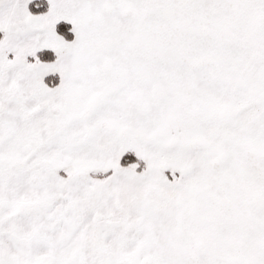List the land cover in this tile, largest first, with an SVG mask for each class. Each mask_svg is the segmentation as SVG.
Wrapping results in <instances>:
<instances>
[{"label": "snow or ice", "instance_id": "snow-or-ice-1", "mask_svg": "<svg viewBox=\"0 0 264 264\" xmlns=\"http://www.w3.org/2000/svg\"><path fill=\"white\" fill-rule=\"evenodd\" d=\"M0 264H264V0H0Z\"/></svg>", "mask_w": 264, "mask_h": 264}]
</instances>
